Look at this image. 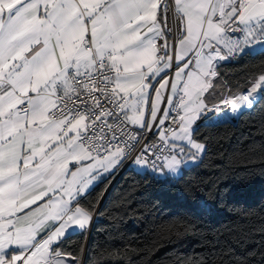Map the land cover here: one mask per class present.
<instances>
[{
  "label": "snow or ice",
  "instance_id": "snow-or-ice-1",
  "mask_svg": "<svg viewBox=\"0 0 264 264\" xmlns=\"http://www.w3.org/2000/svg\"><path fill=\"white\" fill-rule=\"evenodd\" d=\"M237 30L242 41L228 35ZM244 55L264 56V0H0V264H76L60 249L70 228L91 220L78 198L93 172L140 143L128 125L157 124L169 149L187 141L202 153L193 124L222 111L204 99L215 62ZM174 60V82L153 88L149 78ZM262 87L264 75L221 103L251 109ZM166 91L182 93L176 117ZM169 119L178 130L164 127ZM152 147L132 162L147 164ZM165 160L179 170L177 155Z\"/></svg>",
  "mask_w": 264,
  "mask_h": 264
},
{
  "label": "trees",
  "instance_id": "trees-1",
  "mask_svg": "<svg viewBox=\"0 0 264 264\" xmlns=\"http://www.w3.org/2000/svg\"><path fill=\"white\" fill-rule=\"evenodd\" d=\"M260 75L264 56L221 64L209 103L240 94ZM193 137L205 145L195 165L174 182L125 171L89 237L72 233L60 250L81 258L86 247L84 264H264V99L236 123L213 112ZM111 182L95 187L82 206L94 214Z\"/></svg>",
  "mask_w": 264,
  "mask_h": 264
},
{
  "label": "built area",
  "instance_id": "built-area-1",
  "mask_svg": "<svg viewBox=\"0 0 264 264\" xmlns=\"http://www.w3.org/2000/svg\"><path fill=\"white\" fill-rule=\"evenodd\" d=\"M173 31H175V27H174V24H173ZM228 34L230 35H237L238 33L235 32V33H232V32H229ZM170 43L174 44L175 41L170 38L169 39ZM222 61L224 60H217L215 62V70L218 71V69H216V67H219L217 66L219 63H221ZM232 60L229 58L227 59V62H231ZM174 70H172L171 73H173ZM217 77V76H216ZM216 77H214L213 79H215ZM182 94H179L177 96V99H176V102L173 106V108L171 109L170 111V117H176L177 116V111H176V108H175V105H177L179 103V100H180V96ZM217 105L220 106V108L222 109L221 112H223L224 114L227 113V117L228 118H235L237 117L240 113L238 114H233L231 112H229V106H225L223 105L221 102L218 103ZM243 110H248V108H243ZM165 128H177L178 130V125L177 124H173L172 123V120L169 119L168 121L165 122V125H164ZM128 128L131 132L133 133H136L137 134V139L140 140V143L139 144H136L134 148H132L130 150V156L124 160L122 162V165L121 167L119 168V170L117 171L116 173V177H115V180L122 174L124 173L125 171L129 170L130 168H132L133 166V162H132V158L137 156L139 154L140 151L143 150L144 146L145 145H149V146H153L152 147V150L150 152H148L147 156H148V165L155 169V170H161L165 164V157L166 156H169V155H177L178 157H182V156H192L193 153L192 152H189L185 147L183 146H178L176 147L175 149H169L167 146H166V142H162L160 140V137H159V131H160V128L158 131L155 130V128H152L151 131H146L145 129H138L136 127H134L133 125L129 124L128 125ZM154 153V155H153ZM96 219V218H95ZM86 251V247L84 248L83 250V253L81 255V258H77L76 260V264H83V262H85V259H84V253ZM73 256V255H71ZM68 259H70V257H68Z\"/></svg>",
  "mask_w": 264,
  "mask_h": 264
},
{
  "label": "crops",
  "instance_id": "crops-1",
  "mask_svg": "<svg viewBox=\"0 0 264 264\" xmlns=\"http://www.w3.org/2000/svg\"><path fill=\"white\" fill-rule=\"evenodd\" d=\"M236 32L238 33L237 35H230V34H228V35L231 37L232 40H240V41H242L243 38H244V33H243V32H240L239 30H237ZM169 42H170V41H169ZM222 50H223L225 53L227 52V49H226V48H223ZM236 57H238V56H235V57H229V58H230L231 60H234ZM229 58H228V59H229ZM226 62H227V59H225L224 61H222L221 63H219L217 66H219V65H221V64H223V63H226ZM175 68H176V61L174 60V61H173L172 68L168 69V70L166 71V73H165V72H161L160 75H159V76H156L155 78L150 77L149 79L151 80V83H152L153 88H156V87L159 86V85H158V81L162 82V81H161V77L167 78V79L169 80V84L173 83V82H174V71H175ZM216 69H218V67H216ZM172 70H174L173 73H171ZM216 72L218 73L217 70H216ZM217 77H218V75H217ZM217 77H216L215 79H213V86H214V84H215V80L217 79ZM210 90H212V89H209V92H210ZM209 92H208V93H209ZM208 93H205V96H204V99H205V102H206V103H209V98H208V96H207ZM179 94H182V93L178 91L177 95L173 98V97L171 96V92H170V91H166V92L164 93V100H165V101H167L169 98L172 99V106H171L170 108L167 109L169 112H170L171 109L173 108V106H174V104H175V102H176L177 96H178ZM225 97H226V96H225ZM213 103H214V102H213ZM209 104H210V103H209ZM215 104H218V103H215ZM160 107H161V111L165 110V106H164V105H161ZM200 118H201V117H200ZM200 118H199V119L193 124L192 135H193V133H194V130H195L196 126L198 125V122H199ZM146 119H147V117H146ZM158 119H159V117H158ZM133 126L136 127V128H138V129H142V128H139L138 126H135V125H133ZM151 128H155L156 131L159 130V126H158L157 124H152V125H151ZM193 138H194V137H193ZM194 139H195V138H194ZM173 142H174L176 145H178V146H182L183 144H186V143H187V141H173ZM165 162H166V161H165ZM88 163H91V161H84V162H82L81 165H76L75 162H72V163L69 164V168H70L71 170H75L76 167H81V166H83L84 164H88ZM121 165H122V162H121L119 165H117L116 167L110 169V170L107 171V172H104V171L101 169L99 175H97L95 172H93L92 175H93V177H95V178L92 179V181H91V183L89 184V187L87 188L85 194H83L82 196H80V197L78 198V199H79V205H78V206L81 207L82 209H84L85 211H87V210L82 206V204H81L82 200H83V199H84V198H85V197H86V196H87V195H88V194H89V193H90L95 187H97L99 184H101V183H103V182H106L107 180H110V179H112V182H114L115 177H116V173H117V171L119 170V168L121 167ZM164 166H165V164H164ZM164 166H163V167H164ZM112 182H111V184H112ZM111 184H110V185H111ZM49 195H52V194L50 193ZM47 199H48V197H45V200H47ZM37 203H43V201H38ZM74 203H75V202H74ZM32 207L35 208L36 205H32ZM87 212L90 214V216H91V220H90V222L86 225V227H85L84 229H79L78 227L70 228V229H69V234H68V235H70V234H72V233H76V232H80V233L87 232L88 234H90L91 229H92V226H93V224H94V222H95L96 219L94 218V214H92V213L89 212V211H87ZM94 213H95V212H94ZM96 218H97V217H96ZM68 235H66V236L64 237V239H65Z\"/></svg>",
  "mask_w": 264,
  "mask_h": 264
},
{
  "label": "rangeland",
  "instance_id": "rangeland-1",
  "mask_svg": "<svg viewBox=\"0 0 264 264\" xmlns=\"http://www.w3.org/2000/svg\"><path fill=\"white\" fill-rule=\"evenodd\" d=\"M252 83H251V85H252ZM251 85H250V87H251ZM250 87L247 88L246 90H244L241 93H245L248 89H250ZM263 88L264 87H262V89ZM261 90H258V91L261 92ZM227 96H229V95H226V97ZM229 112H231V111H229ZM231 113H233V112H231ZM192 140L195 141V142H199V141H197L196 139L193 138V135H192ZM171 143H174V142L171 141ZM199 143H201V142H199ZM182 146L185 147L189 152H192L193 155L195 154L196 158L193 159V155L190 156V157L189 156L178 157L181 160V164L179 166V170L176 171V172H172V171L169 170V168L167 167V162H165V166L161 170H155V169L151 168L148 164H144V165L133 164L132 169L137 171V172H140V173L148 172V173L154 175L155 177H157L158 179H160L162 181L174 182L180 177V175L182 174V172H183V170L185 168H188V167H190L192 165H195L198 162V160L203 156L204 151H205L204 150L202 153L196 154V150L191 148V146L188 143L183 144ZM177 147H178V145H177Z\"/></svg>",
  "mask_w": 264,
  "mask_h": 264
},
{
  "label": "water",
  "instance_id": "water-1",
  "mask_svg": "<svg viewBox=\"0 0 264 264\" xmlns=\"http://www.w3.org/2000/svg\"><path fill=\"white\" fill-rule=\"evenodd\" d=\"M244 111H245V110L241 111L240 114H239L237 117H235V118H229V120H230L232 123H236L237 120H238V118L240 117V115H241ZM212 113H213V112H208L205 116H202V117L200 118L199 122H198V125H199L200 123H202L205 119H207L209 116H211ZM114 181H115V180H114ZM113 183H114V182H112V184H113ZM112 184L108 187V189L106 190L105 194L103 195V197H102V199H101V201H100V203H99V206L97 207V209H96V211H95V213H94V218L97 217V214H98V212H99L100 206H101V204L103 203V201H104V199H105V197H106V195H107L109 189L111 188ZM88 237H89V234H88ZM88 237H87V239H88ZM85 254H86V251H85V253H84V259H85ZM83 264H84V262H83Z\"/></svg>",
  "mask_w": 264,
  "mask_h": 264
},
{
  "label": "bare ground",
  "instance_id": "bare-ground-1",
  "mask_svg": "<svg viewBox=\"0 0 264 264\" xmlns=\"http://www.w3.org/2000/svg\"><path fill=\"white\" fill-rule=\"evenodd\" d=\"M242 109H243V108H241L239 111H237V112H235V113H233V114H238V113H240V112L242 111ZM229 110H230V106H229Z\"/></svg>",
  "mask_w": 264,
  "mask_h": 264
}]
</instances>
